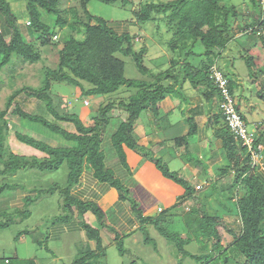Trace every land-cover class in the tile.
Instances as JSON below:
<instances>
[{
  "label": "trees",
  "instance_id": "16d2710c",
  "mask_svg": "<svg viewBox=\"0 0 264 264\" xmlns=\"http://www.w3.org/2000/svg\"><path fill=\"white\" fill-rule=\"evenodd\" d=\"M76 1L83 15L79 14L78 9L73 8L70 21L63 15L69 11L61 7L62 0H26L28 30L24 31L9 1L0 0V91L2 90L1 73L13 63L14 58L29 64L42 61L38 40L42 41L43 45H48L57 41L54 37L58 36V40L61 38L64 45L61 50H58L59 58L56 67H44L43 83L39 88L27 86L17 89L8 96L4 108L0 107V182H7L20 171L36 170L44 175L54 174L64 166L67 171L66 183L54 181L46 188L42 186L32 189H28L21 183L12 185L6 183L0 186V194L6 190L27 191L23 213L29 217H31L32 208L43 197L57 195L59 208L64 209L65 215L56 216L55 224H68L77 219L86 240L91 243L96 242V246H92L91 243L84 246L82 255L87 260L91 256H98L95 249H103V254L107 250L101 236L102 230L106 227L100 210L94 203L83 200L76 192L84 171L89 169L100 182L108 183L121 192V199L130 204L133 214L138 218L141 224L140 229L148 225L155 227L176 247L178 255L184 258L189 257L198 261L199 264H202L204 260H206L204 264L215 260L220 261L218 264H264V179L257 174L259 166H253L248 147L243 146L242 142H237L231 133L227 132L224 137H221L222 148L226 152V164L219 168L220 173L217 178H224L230 173L235 176L231 190L238 189L230 200L236 205L235 217L240 226L239 232L223 223L225 218L231 217L230 212L215 211L217 208L213 209L215 212L209 210L208 198L202 202L195 195L196 188L183 180L179 182L184 184L187 190L174 207L153 217L144 216L139 209V203L130 196L129 189L124 186L113 170L106 167V156L102 148L105 135L110 132L109 139L121 164L127 168V150L142 149L135 131L142 114L152 111L154 115H159L160 104L167 96L177 98L180 103L182 101L190 103V97L184 90L186 82H189L200 94L214 95L215 99H219L221 103L224 102L223 91L214 77V68L227 80V90L235 99L234 90L237 87V81L223 72L219 61L230 47V43L235 40L232 32L241 16L239 10L235 6L226 5V0H174L168 3L141 4L134 12L137 23L154 22L157 17L163 16L167 19L169 30L174 33L169 47L177 53V57L163 64H156L155 69H152L145 63L149 48L144 44L138 49V38L135 34L125 28L118 29L116 24L104 19L95 18L88 9L92 0ZM98 1L105 4L120 2L123 5L131 2V0ZM249 1L254 8H259L260 14L256 15L251 22L248 21L247 27L240 30L248 32L249 29V37L257 41L254 43H259L264 50V10L260 0ZM53 24L59 28L58 31L53 28ZM60 31L62 37L59 35ZM73 32H77V35ZM32 35H36V38L29 40L28 36ZM57 42L56 46H59L60 42ZM199 43L205 49L204 54L195 52ZM202 56L200 61H196L198 64L192 60V57ZM123 57H131L140 74L151 76L153 80L127 78L126 62ZM241 57L251 77L255 79L262 73L264 78V66L256 65L254 55L247 51ZM163 67L167 69L162 72L157 71ZM168 80H173V83H167ZM84 83L91 87H86ZM56 84H67L78 88L81 97L101 98L103 102L109 100L108 104L99 106L98 118L94 126L85 125L81 119L82 111L60 113L58 108L61 107L62 97L59 96V101L56 103L52 96V94L58 96L53 90ZM262 86L263 89L257 93V96L264 101V84ZM121 92H127L128 97L119 100L109 99L111 95ZM33 99L39 104H44L50 118L26 110V105L29 106ZM210 102L213 103V98ZM235 107L245 121L239 106L235 104ZM115 109L122 110L126 118L120 120L111 117ZM9 115L41 124L52 133L72 143V146L54 147L42 140L16 132L15 136L19 142L35 149L40 155L16 154L6 142L10 130ZM116 120L120 122L117 126ZM187 123L189 131L179 139L183 144H187L198 130L194 117L187 118ZM210 123L214 125L217 133L228 129L222 109L217 115L210 117ZM254 137V147L257 149L264 142V133L256 132ZM163 172L169 177L174 174L168 169H164ZM214 189H217L216 185ZM192 199L195 205L185 213V208H182L183 202L186 203ZM59 208L58 210H61ZM87 214L97 217L102 228L79 221L80 217L83 219ZM29 217L27 220L30 219ZM176 218L180 220L187 237L180 231L166 234L169 232L166 225H169L171 221L176 222ZM9 225V223L1 224L0 228L1 226L9 227ZM34 230L25 227L15 240L18 241L23 236H31L38 248H41L44 242L33 235ZM227 235H231L233 241L226 246L224 239ZM120 238L121 236L115 234L114 242L116 243V240ZM150 240L151 236L148 233L145 241ZM193 241L201 245L198 254H191L185 247L187 243L191 244ZM119 245L116 243L120 255L125 256L127 250L123 245ZM212 247L216 254L211 251ZM77 262V264H86L88 261L79 259ZM0 264H36V261L21 259L17 255L16 258H0Z\"/></svg>",
  "mask_w": 264,
  "mask_h": 264
},
{
  "label": "rangeland",
  "instance_id": "374dc122",
  "mask_svg": "<svg viewBox=\"0 0 264 264\" xmlns=\"http://www.w3.org/2000/svg\"><path fill=\"white\" fill-rule=\"evenodd\" d=\"M12 6L13 13L17 16L18 23L21 29L28 30L26 28L28 12H27V2L26 0H8ZM174 0H131V2L127 5H123L122 3L115 4H105L98 0H92L88 9L90 13L95 16V18L104 19L108 22L117 25L118 29H128L130 33L135 34L138 38L137 48L139 49L141 46L146 44L149 48V54L146 57V65L149 68L155 69L156 64H163L169 59L176 58L177 53L173 52L169 43L173 39L174 33L169 30L167 19L163 16L157 17V20L154 22H148L146 24H139L136 21L135 10L140 7L141 4L146 3H168ZM228 6H235L240 13V17L236 22V26L232 32V35L235 37L230 43V47L224 52L222 55V59L219 61V66L223 70L224 73L228 74L232 79L237 81V87H235V103L239 106L240 113L245 117V123L247 124L248 131L251 134H256L259 130H264V101L259 99L257 96L258 92L263 89V74H259L257 78L251 77L247 66L244 62V59L241 57L247 51L255 56V62L258 67L264 66V50L262 46L257 43V41L253 40L249 37L248 32H242L240 29L247 27L248 21L251 22L256 15H259V8H254L249 0H226L225 2ZM61 7L65 8L67 11L64 16L71 21L72 12L71 9L76 8L79 11L80 15H83L82 10L79 7V3L76 0H62ZM94 23V22H93ZM53 27L57 28L55 24ZM61 31L59 35H61ZM74 35H77V32H73ZM79 36V35H78ZM79 37H83L79 36ZM29 40H33L36 38V35L28 36ZM55 39V38H54ZM9 41V37L7 38ZM60 42L59 46L57 45V41H53L51 44L43 45L42 41L38 40V47L42 53V61L37 64H29L23 63L22 60L14 58V61L11 65L6 67L1 73V86L2 90L0 91V107L4 108L5 102L10 94L13 91L23 88V87H35L39 88L43 83L44 78V67L55 68L58 62L59 54L58 50L63 48V43L61 38L55 39ZM255 42V43H254ZM255 44V45H254ZM254 47V48H253ZM195 52L197 54H204L205 49L201 43L197 45L195 48ZM126 62V77L129 79H138V80H153L151 76H144L140 74L137 70L133 59L131 57H123ZM195 63L196 61H200L202 57H192ZM169 67V65H167ZM166 67L159 68V72H162ZM219 76V74H218ZM167 83H173V80L166 81ZM86 87L90 88L91 86L87 83H84ZM54 94L52 96L55 99V102L58 103L59 98L61 99V107H59L60 113L70 112L74 113L75 111H82L81 119L84 121L87 126H94L95 121L98 118V109L101 104H108L109 100L103 102H96L95 99L90 97H81L80 90L74 86H70L67 84H56L53 87ZM184 90L188 97H190L192 103L186 104L185 102H181V104H186L187 111L185 114H188V111H206L208 110L210 113L217 114L220 111L221 101L219 99H215L214 95H206L200 94L199 91L192 88V85L189 82L184 84ZM133 93V92H130ZM129 94L127 92H121L114 96H110L109 99H120L123 97H128ZM60 96V97H59ZM213 98V103H210V99ZM176 102H178L177 98H174ZM86 101H89L90 106L86 107ZM26 110L35 113L42 114L48 118L51 116L48 115L44 104L38 103L34 99L29 103V106L26 105ZM33 110V111H32ZM176 113V114H175ZM174 114L170 116L169 121L172 124H176V127L171 132H168V136L174 138L167 143L169 148L166 150L172 157V154H179V148H182L178 142L180 141L178 137L181 136V133L178 131L181 129L182 122H184L187 118H192L193 114L183 118L181 110L176 109ZM117 117V119L122 120L125 117V113L120 109H115L111 117ZM196 116V115H195ZM208 114L202 116H198L196 121L199 124H204L207 119ZM126 118V117H125ZM124 118V119H125ZM148 116L144 112L142 117L140 118V122L146 124V120ZM199 118V119H198ZM52 119V118H51ZM8 122L10 130L7 134V144L11 146V150L16 154L20 155H33L39 154L35 149L26 146L19 142L16 139V132H21L31 137H34L38 140H42L52 146H72V143L64 140L63 137L52 133L50 130L42 126L38 123H33L28 120H24L18 116H8ZM147 122V124H148ZM165 123V122H164ZM177 123H180L177 125ZM151 127L148 124V127ZM229 132L228 129L221 130L216 133L215 136L224 137V135ZM230 133V132H229ZM183 134V133H182ZM196 142L193 140H189L187 146L192 147L190 151L187 153V158L189 162H198V155L196 156ZM177 144V145H176ZM206 147V146H205ZM209 148V147H208ZM116 151V150H115ZM141 151V150H140ZM144 157L148 156L146 159L148 162L144 163V173L142 176L145 177V171L147 168L151 172L159 168V165L156 163L157 160L155 155L151 153H145ZM263 154V152H262ZM40 155V154H39ZM174 158V157H173ZM220 159V158H219ZM226 163H224L225 165ZM128 167L126 168L129 174H133V171L130 169L129 162L127 163ZM170 168V172L174 173L172 177L165 176L170 180V183L173 184V187L182 188L183 191L186 192V188L179 181L182 180L177 172H180L181 163L180 160L176 163L174 159L167 163ZM222 165V166H224ZM209 174L212 175V172L219 174L218 170L211 171L209 168L207 170ZM137 177V175H135ZM139 176V173H138ZM142 176H139L140 178ZM142 177V178H144ZM212 177V178H213ZM234 177L232 173L228 174L222 179L221 185L217 184V190L208 185L204 186L202 189H198L195 191L196 197H198L202 202L206 201L208 198V203L210 204V209L212 212L219 210L220 212H230V218H225L223 223L231 227L234 231L239 232V223L235 217L236 214V205L230 200V197H233L237 192V189L231 190V187L234 184ZM67 171L65 166L60 169L58 172L54 174H41L36 170H28V171H20L19 174L15 175L12 178H9L6 181H1V185L7 184H24L28 187V189L42 187H48L54 181H58L59 183H66ZM227 179H230L227 181ZM145 180V179H144ZM152 181V180H151ZM219 181L218 178L212 181L211 183ZM193 186L195 187L196 181H192ZM221 186V187H220ZM126 187V186H125ZM171 190H178L173 189ZM203 187V186H202ZM181 191V190H179ZM35 194V193H34ZM28 195L27 191H9L6 190L3 194H0V225L9 223V227L1 226L0 228V258L11 257L16 258L17 255L19 257L24 258H34L36 264H77L79 259L83 261H88L86 264H199L198 261H195L189 257L184 258V256L178 255L176 247L168 241V239L161 235L159 231L155 229V227L149 225L143 229L138 230V244H133V240L129 237L130 235H124L120 238V240H116V243L120 244L127 250L125 256H121L118 248L116 247V243L109 244L108 234L106 232L101 233L103 238L104 245L107 249L105 254H103V249H95L96 254L99 256H91L89 259H85L84 255H82L84 246L87 243H91L86 240V236L84 235L82 230L78 232H69L67 234H61V241H55L52 239L50 234V228L53 226H57L55 218L56 216L65 215L63 212V208H59V200L57 195L55 196H45L43 197L33 208L32 212H30L31 217L29 215H25L23 213L26 202L24 198ZM182 192L179 193L178 202L181 200L180 196ZM195 197V196H194ZM164 204H167V201H164ZM182 208H185V213L190 210L191 207L195 205L193 199L188 202H183ZM186 206V207H185ZM61 209V210H58ZM217 208L215 211L213 209ZM188 209V210H187ZM157 210V209H156ZM235 211V212H234ZM88 215V214H87ZM86 215V216H87ZM93 217L94 220H90L89 218ZM28 217L30 218L29 220ZM85 218L79 219V221L87 222L88 224H92V226L102 228L100 224V220L89 214ZM27 220V221H26ZM25 221V222H23ZM66 224V223H64ZM29 227L34 230V236L41 240L42 247L38 248L37 244H35L34 239L31 236L25 238L27 239L25 243H18L15 238L17 235L25 228ZM166 229H168V233L170 234L175 231H180L184 236L185 231H183V226L179 221L170 222L169 225H166ZM48 228V229H47ZM50 229V230H49ZM222 230V227H220ZM145 231V232H144ZM49 233V234H48ZM151 236L150 241H145V237L148 235ZM233 241V237L231 235H227L226 239H224V245H229ZM92 246H96V242L91 243ZM201 245L197 242H192L185 246L186 249L191 254L200 253ZM212 246V245H211ZM87 249V248H86ZM214 254L216 251L211 249ZM87 258V257H86ZM220 261H212L208 264H218ZM206 263V260L202 262V264Z\"/></svg>",
  "mask_w": 264,
  "mask_h": 264
},
{
  "label": "crops",
  "instance_id": "0c3cea01",
  "mask_svg": "<svg viewBox=\"0 0 264 264\" xmlns=\"http://www.w3.org/2000/svg\"><path fill=\"white\" fill-rule=\"evenodd\" d=\"M95 101L101 102V98H95ZM190 103H192L191 99ZM186 104H181L179 100L176 102L175 99L167 96V98L160 104L159 115L156 116L152 113V111H148L145 113L148 116L147 119L149 122L146 120V124H144L140 122V119L138 120L135 131L139 137V145L142 147V151L127 150V163L129 162L130 169L133 171V174L131 175L120 162L112 142L109 139L110 132H107L108 134L105 135L102 148L106 156V167L113 170L116 176L122 181L124 186L129 189L130 196L139 203V209L142 210L144 216L153 217L158 215V211L156 210L158 207H162L164 210L171 209L178 203L179 198L177 197L179 193L182 192L180 197L185 194V191H183L182 188L180 189L179 187H173V184L170 183V180L165 178L167 175L164 174L163 171L164 169H168L170 171L167 163L172 161V159H174L176 163L180 160L182 169H180V172L177 173L183 182H188V184L193 186L192 181H196L195 188H197V186H203L202 188H204L206 185L214 188L215 185H221L222 183V179H218L219 181L214 182L215 184H212L211 182L216 180L218 174L215 172L216 178H214L213 172V176L207 172L208 168L211 171H219V168L222 167L224 163H226V152L222 148L223 146L221 136H215L217 132L214 130V125L210 123V117H214L218 113L213 114L210 109V113L208 110H190L188 111V114H184V112L187 111ZM176 109L181 110L183 118L193 114L192 116H194L195 121L198 116H202L204 113L206 115L208 114V120L204 124H199L196 121L198 130L195 136L191 139L196 142L194 154H196V156L198 155L199 158V161L196 163L189 162L187 158V153L192 147L181 143V141L178 142L180 146L182 145V148H179L178 150L179 154H172L171 157L169 152L166 150L169 148L167 143L171 140L175 141V139L168 136L167 133L171 132L176 127V124H172L169 121L170 116L175 113ZM113 117L114 119H117V117ZM124 118H122V120H124ZM147 122L151 125V127H148ZM119 123L120 122L116 120V126L119 125ZM179 124L180 123H177V125ZM181 127L182 128L178 130L181 133L180 137L185 136L189 131L187 119L182 122ZM258 131L259 134L264 133V130H259V128ZM261 146L264 149V142L261 144ZM144 152L151 153L155 155V157L158 156L156 158L157 160L155 161H157L156 163L159 165V168H155L153 172H151L152 168H150V170L147 168V171H145V177L142 176V173H144L143 164H146V162L149 164V161L146 160L148 159V156L144 157ZM262 164L264 165V150ZM138 173L139 176L144 178H140ZM257 174L264 179L263 169L259 168ZM135 175H137V177ZM232 175L234 174L232 173ZM229 180L230 179H227V181ZM172 187L173 189L176 188L178 190H171ZM76 192L77 195L83 200L94 203L100 210L103 217V224L106 227L102 230V233H109V244L115 243V234L121 237L124 235H130L129 237L133 240V244H138L139 239L137 235L138 230L141 228V224L135 214H133L130 204L121 199V192L118 189L112 187L108 183L100 182L92 171L86 169L84 171L80 185L76 189ZM164 201H167V204H164ZM87 216L89 218V214ZM89 219L94 220L91 216ZM176 221H179V219L176 218ZM151 226L152 225H149V228ZM50 229L52 239L55 241H61V234L63 233L67 234L69 232H78L79 230H82L77 219L72 220V222L68 224L53 226ZM26 240L27 239L25 236H23L17 242L25 243ZM21 259L27 258L22 257Z\"/></svg>",
  "mask_w": 264,
  "mask_h": 264
},
{
  "label": "built area",
  "instance_id": "2783aa9c",
  "mask_svg": "<svg viewBox=\"0 0 264 264\" xmlns=\"http://www.w3.org/2000/svg\"><path fill=\"white\" fill-rule=\"evenodd\" d=\"M260 3L264 10V0H260ZM53 28L56 31L59 30L58 27L57 28L53 27ZM54 38L58 39V36H55ZM214 77L216 79V83L222 89L223 96L225 98V101L221 103L220 109L223 110V114L226 117V121L228 123V131L234 136L237 142L239 143L242 142L243 146L248 147L253 166H259L260 169H264L262 164L263 147L261 145H259L257 149L254 147V143H255L254 134H251L248 131L247 124L242 120L240 114L238 113L235 107L236 104L235 99L229 94L227 90V84H228L227 80L224 79L222 74L218 72L216 68H214ZM89 104H90L89 101H86V106H88ZM157 211L158 213H161L164 211V209L162 207H158Z\"/></svg>",
  "mask_w": 264,
  "mask_h": 264
},
{
  "label": "clouds",
  "instance_id": "9594fccd",
  "mask_svg": "<svg viewBox=\"0 0 264 264\" xmlns=\"http://www.w3.org/2000/svg\"><path fill=\"white\" fill-rule=\"evenodd\" d=\"M263 150H264V149H263ZM262 152H263V151H262ZM262 156H263V154H262ZM263 167H264V165H263ZM259 168H260V167H259ZM258 170H259V169H258ZM258 170H257V171H258ZM263 170H264V169H263ZM198 187H199L198 189L202 188L201 186H198Z\"/></svg>",
  "mask_w": 264,
  "mask_h": 264
}]
</instances>
